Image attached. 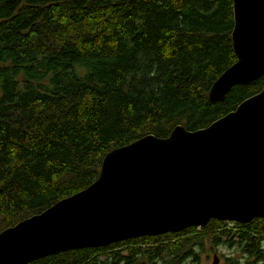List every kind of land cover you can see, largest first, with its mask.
<instances>
[{
	"label": "trees",
	"instance_id": "trees-1",
	"mask_svg": "<svg viewBox=\"0 0 264 264\" xmlns=\"http://www.w3.org/2000/svg\"><path fill=\"white\" fill-rule=\"evenodd\" d=\"M233 25V0H0V231L90 185L112 149L207 127L261 91L264 75L209 100L236 61ZM224 236L247 256L232 264H264V218L211 219L29 264H117L118 247L131 249L128 264Z\"/></svg>",
	"mask_w": 264,
	"mask_h": 264
},
{
	"label": "water",
	"instance_id": "water-1",
	"mask_svg": "<svg viewBox=\"0 0 264 264\" xmlns=\"http://www.w3.org/2000/svg\"><path fill=\"white\" fill-rule=\"evenodd\" d=\"M233 17L236 61L211 102L264 75V0H233ZM254 218H264V87L207 127L177 125L109 151L90 185L0 231V264Z\"/></svg>",
	"mask_w": 264,
	"mask_h": 264
},
{
	"label": "flooded vegetation",
	"instance_id": "flooded-vegetation-1",
	"mask_svg": "<svg viewBox=\"0 0 264 264\" xmlns=\"http://www.w3.org/2000/svg\"><path fill=\"white\" fill-rule=\"evenodd\" d=\"M181 237H184V235L179 237L180 241ZM116 250L119 251V255L117 256L119 262L117 264H126L125 258L129 256L131 249L128 247H118ZM146 250V248L142 249V251ZM190 250L191 253L188 255V249L186 247H179L178 250L173 248L171 251H163L157 256L145 253H136L132 256V263L128 264H168L169 260H171V264H202L201 254L198 252V248L192 247ZM105 257L106 256H101L100 258ZM217 264H221V262Z\"/></svg>",
	"mask_w": 264,
	"mask_h": 264
},
{
	"label": "rangeland",
	"instance_id": "rangeland-1",
	"mask_svg": "<svg viewBox=\"0 0 264 264\" xmlns=\"http://www.w3.org/2000/svg\"><path fill=\"white\" fill-rule=\"evenodd\" d=\"M225 222L228 223L229 221ZM197 233L198 232H195L194 234ZM184 237H181V239H184ZM194 247L198 248V252L201 254L202 264H212L215 254L218 257V263L221 262V264H232L231 262L234 260L244 262L247 259V256L240 250V247L238 245H229L226 242L225 236L218 243H215L212 237H205L202 243L197 244ZM262 247L264 248V241L262 243Z\"/></svg>",
	"mask_w": 264,
	"mask_h": 264
},
{
	"label": "built area",
	"instance_id": "built-area-1",
	"mask_svg": "<svg viewBox=\"0 0 264 264\" xmlns=\"http://www.w3.org/2000/svg\"><path fill=\"white\" fill-rule=\"evenodd\" d=\"M233 222H234V221H229V222H228V225H232ZM197 228L200 229L201 227H197Z\"/></svg>",
	"mask_w": 264,
	"mask_h": 264
}]
</instances>
